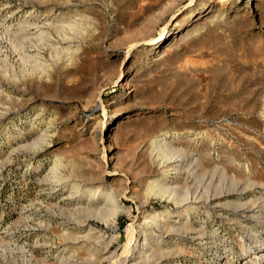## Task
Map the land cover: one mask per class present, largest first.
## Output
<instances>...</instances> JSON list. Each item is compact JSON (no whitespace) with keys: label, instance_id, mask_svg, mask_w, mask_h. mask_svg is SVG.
<instances>
[{"label":"rangeland","instance_id":"374dc122","mask_svg":"<svg viewBox=\"0 0 264 264\" xmlns=\"http://www.w3.org/2000/svg\"><path fill=\"white\" fill-rule=\"evenodd\" d=\"M125 257L264 264V0H0V264Z\"/></svg>","mask_w":264,"mask_h":264},{"label":"bare ground","instance_id":"6f19581e","mask_svg":"<svg viewBox=\"0 0 264 264\" xmlns=\"http://www.w3.org/2000/svg\"><path fill=\"white\" fill-rule=\"evenodd\" d=\"M200 201V199H197V198H193V200L191 201V203H198ZM107 205H110V206H113L114 208L116 207V204H115V202L114 201H112V200H108V202H107ZM198 208V207H197ZM122 212H124V209H122V208H119V209H116V214H120V213H122ZM104 250H106V251H104V253L105 252H108V250L109 249H104ZM136 252V251H135ZM134 254V253H133ZM105 256H107V255H105ZM128 257V256H127ZM127 257H125V259H124V261H122L120 264H137V263H130V262H133V260L132 259H134V256H132V259H130V258H128L127 259ZM103 260H105V261H109V257H106L105 259H103ZM102 260V261H103ZM103 264V263H102Z\"/></svg>","mask_w":264,"mask_h":264}]
</instances>
